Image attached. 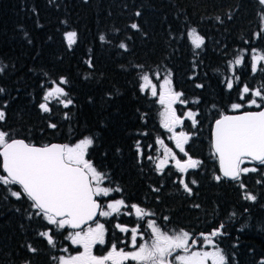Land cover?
<instances>
[{
	"label": "trees",
	"instance_id": "16d2710c",
	"mask_svg": "<svg viewBox=\"0 0 264 264\" xmlns=\"http://www.w3.org/2000/svg\"><path fill=\"white\" fill-rule=\"evenodd\" d=\"M262 17L264 5L258 0H0V68L4 69L0 110L5 112L0 129L36 145L73 144L92 136L95 142L88 159L108 175L105 186L122 189L110 199L150 210L155 213L150 218L162 230L183 229L193 239L223 224L225 235L214 241L229 264H260L264 260V166L251 164L262 171L242 177L246 191L256 195L255 202L243 198L245 191L238 182H217L214 176L220 172L213 155L212 128L222 114L236 112L233 103H245L239 99L243 84L253 89L264 84L260 70L264 61L255 74L251 71L252 55L264 53ZM192 29L205 39L199 50L190 43ZM70 31L77 33L71 48L66 40ZM120 43L128 50L119 48ZM241 55L243 65H229ZM233 71L240 83L229 91L225 81ZM169 72L174 89L189 101L176 105L180 116L188 110L199 113L195 127L187 119L183 124L191 137L185 150L201 161L187 174L177 172L174 164L163 173L156 170L163 151L156 140L167 147L173 142L161 126L163 106L140 90L142 74ZM61 77L68 81L62 85L68 97L62 99L73 103L65 108L53 100L51 112L45 113L39 108L45 89ZM255 109L246 106L240 111ZM50 123L57 127L50 128ZM137 141L143 158L138 157ZM149 155L153 160L147 159ZM179 156L186 158L180 152ZM0 175H6L2 167ZM181 178L192 188L191 195L179 183ZM10 187L19 190L17 185ZM124 213L105 220L106 247L115 238L122 245L117 223L131 227L138 223L134 210L131 216ZM49 228L53 226L34 214L27 198L17 200L0 185V264H57L65 249L71 248L66 237L72 230L53 229L56 246L51 247L39 235Z\"/></svg>",
	"mask_w": 264,
	"mask_h": 264
},
{
	"label": "snow or ice",
	"instance_id": "6c2138e0",
	"mask_svg": "<svg viewBox=\"0 0 264 264\" xmlns=\"http://www.w3.org/2000/svg\"><path fill=\"white\" fill-rule=\"evenodd\" d=\"M258 2L260 5H264V0H258ZM136 15L139 16L140 13L137 12ZM131 27L136 29L138 26L133 23ZM261 32H264V29H261ZM188 37L194 50L201 49L205 44V39L197 33L196 29H192L188 33ZM257 38H260V33H257ZM104 39L103 36L100 37L101 41ZM66 40L71 48L76 43L77 33L75 31L67 32ZM119 48L124 51L128 50L125 43H120ZM253 51L256 50L253 49ZM251 61V71L255 74L258 66L264 61V55H252ZM244 62L245 58L241 55L234 61H229V65L235 68V66L243 65ZM86 63L90 68L93 67L91 60ZM135 67L142 69L143 65ZM260 70L264 71V67H261ZM3 71L4 69L0 68V73ZM155 78L159 80L160 74L155 73ZM140 79L142 80L141 92L150 90L151 96L158 97L159 104L163 106V111L160 113L161 126L172 134L170 139L174 140L179 152L187 157L186 160L177 158L176 153L167 147L163 140L157 139L156 143L163 148L164 158L155 164L156 170L163 173L164 168L168 166L169 159L174 161V167L181 174H187L189 169H197L201 161L192 158L185 150V145L191 139L190 135L184 131L176 132V128L182 127L185 119L190 120L192 127H195L199 123L197 120L199 113L188 110L183 118L176 114V109L173 106L176 104L187 105L189 101L182 99L183 92L174 89L170 72L164 76L159 85V93L157 85L152 82L148 74H142ZM52 83L54 86L45 89L42 97L43 102L39 104V108L45 113L51 112L50 104L53 100L58 101L65 108L73 103L71 99H62L68 97V92L61 86L68 83L66 78L61 77L58 83ZM225 83L227 90L231 91L234 84L240 83V76L233 71L232 76L227 78ZM196 87L200 88L203 85L197 84ZM3 92L4 89L0 88V93ZM239 93V99L245 103H233L231 105L233 111L239 112L245 106L261 110L243 112L240 115L222 114L215 120L212 149L213 155L218 160L220 174L215 175L214 179L217 182L222 179L238 182L239 187L245 191L243 198L255 202L256 195L246 191V184L242 177L249 173L262 171L261 167L243 165L264 166V84L256 89L243 84L239 88ZM192 102L199 103V100ZM67 118L68 114L65 113V119ZM4 120L5 112L0 110V122ZM49 127L55 129L57 125L50 123ZM94 142V138L89 135L84 136L74 145L45 144L38 146L26 142L24 139H16L9 132L0 129V158H2L0 167L6 173V175H0V185H3L17 200L27 198L31 202L34 214L46 221L47 225L53 226V228L39 232V235L46 239L49 246H56L52 234L53 229H81L83 225L93 221L97 214L102 217H110L115 213H120L124 207L134 210L136 218L139 221H145L147 228L151 230V242L137 246L138 234L140 239H143V233H140L139 226L128 228L117 223L116 227L120 232L131 233V247L134 250H118L116 245L112 244L107 255L96 256L93 255V248L106 242L105 226L96 222L94 227L89 226L86 230L69 233L66 238L70 239L72 244L82 247L83 251L67 258L60 256L58 264H109V262L110 264H125L129 260L134 261L135 264H207L209 260H211V264H229L226 253L214 241L215 237L225 235L223 224L210 233L200 234L203 246L212 248V251H192V248L197 245V240L193 239L188 231L181 229L178 232L169 233L162 230L155 219L146 220L148 217L155 216V213L150 210L137 204L126 205L124 199L109 202L106 205L107 210H104L96 197H108L112 192H121L122 189L101 186L109 178L108 175L98 170L91 160L87 159L88 150L94 145ZM136 149L138 157L143 158L144 153L140 148L139 141L136 143ZM147 159L153 160V157L149 155ZM179 183L185 192L189 195L192 194V188L184 178H181ZM191 183L195 184L196 181L192 180ZM257 183H261V181L257 180ZM12 185L19 186V190H14L10 187ZM153 191H159V189H153ZM131 214L132 211L124 213V215ZM163 219L167 221L169 218L164 217ZM30 251L36 252L37 249L30 247ZM177 251H182L185 254L174 256ZM173 256L174 262L168 259ZM260 264H264V260H261Z\"/></svg>",
	"mask_w": 264,
	"mask_h": 264
},
{
	"label": "rangeland",
	"instance_id": "374dc122",
	"mask_svg": "<svg viewBox=\"0 0 264 264\" xmlns=\"http://www.w3.org/2000/svg\"><path fill=\"white\" fill-rule=\"evenodd\" d=\"M255 54H261V55H264V53H261V52H256ZM145 74V73H144ZM146 74H148L149 76H150V78L152 79V82L154 83V84H156L157 85V91H158V93H159V85L162 83V80H163V78H164V76H161L160 75V79L159 80H157L156 78H155V73L153 74H151V73H146ZM173 83V82H172ZM54 86V85H53ZM52 86V87H53ZM62 86V85H61ZM63 87V86H62ZM174 87V86H173ZM145 92H147V93H149L150 95H151V93H150V90H148V91H145ZM157 100H158V97H155ZM259 102V101H258ZM241 104H244V103H241ZM177 105V104H176ZM176 105H174L173 107L176 109V114L178 115V116H180V114H179V112H178V110H177V107H176ZM246 107V106H245ZM243 109V108H242ZM181 118H183L184 117V115H182V116H180ZM180 131H184V132H186L187 133V131L185 130V128H184V125L182 126V127H178V128H176V132H180ZM171 133H168V138L170 139V137H171ZM172 142H173V145L172 146H169V148H171L172 149V151L174 152V153H176V155H177V158H180V156H179V149H177L176 148V146H175V142H174V140H172V139H170ZM79 141V140H78ZM78 141H76L75 143H77ZM75 143H73V144H69V145H74ZM89 151V150H88ZM164 158V151H162V153L160 154V156L158 157V159H157V163L159 162V160L160 159H163ZM187 158V157H186ZM185 158V159H186ZM87 159H88V157H87ZM174 164V161H172V160H170L169 159V161H168V166L169 165H173ZM243 166H247V164H245V165H243ZM247 167H252V165L250 164H248V166ZM166 168V167H165ZM164 168V169H165ZM102 187L103 186H105L104 185V183L101 185ZM114 195V192H112L108 197H104V196H102V197H104V199H106L105 200V204L107 205L109 202H113L114 200H116V199H110L111 198V196H113ZM106 205H105V207H104V210H107L106 209ZM127 208L128 207H124V208H122L121 209V212L120 213H115V214H113L112 216H110V217H102V216H100V218L96 221V222H99V223H102V224H104V226H105V229H106V236H105V240H106V242H107V238H108V230H107V225H106V222H105V220H108V219H110L111 217H113V216H115V215H121V214H123L124 212H126L127 211ZM133 211V210H132ZM132 215V214H131ZM131 215H129V216H131ZM147 219H151L150 217H148V218H146V220ZM95 222V223H96ZM95 223L94 224H92V225H90V226H95ZM137 226H139V229H140V233H143V239H140V236H139V234H138V238H137V246H139L140 244H142V243H145V242H148V243H150L151 242V239H152V236H151V230L150 229H148L147 228V224H146V222L145 221H139L138 220V223L134 226V227H137ZM89 227V226H88ZM88 227H86L84 230H86ZM131 228H133V227H131ZM79 231H82V230H79ZM75 231H71L70 233H74ZM118 232H120V230L118 229ZM175 232V231H174ZM176 232H178V231H176ZM128 233L130 234V240H128ZM128 233H122V232H120V234H121V236H123L124 237V239L122 240V244L123 245H121V246H118L115 242H112L111 241V244L109 245V247H106L107 246V243L105 242V244H103V245H96L94 248H93V255H96V256H103V255H107L108 254V252L111 250V246H112V244L113 243H115V245H116V247H117V249L119 250V249H124L125 251H133L134 249L131 247V233L130 232H128ZM117 235H115V237H116ZM197 245L195 246V247H193L192 248V251H212L213 249L212 248H210V247H205V246H203V244H202V239H201V237H198L197 239ZM69 242H70V245H71V248L70 249H67V251H65V253H62L60 256H64L65 258H67V257H70V256H75V255H78V254H80L82 251H83V249H82V247H80V246H78V245H74V244H72V242H71V240L69 239ZM190 244H191V242H189ZM185 253H183L182 251H177L175 254H174V256L175 255H184ZM174 256L173 257H169L168 259L170 260V261H173L174 262ZM57 264H58V261H57ZM109 264H110V262H109ZM125 264H135V262L134 261H126L125 262ZM207 264H211V260H209L208 262H207Z\"/></svg>",
	"mask_w": 264,
	"mask_h": 264
},
{
	"label": "water",
	"instance_id": "95a60500",
	"mask_svg": "<svg viewBox=\"0 0 264 264\" xmlns=\"http://www.w3.org/2000/svg\"><path fill=\"white\" fill-rule=\"evenodd\" d=\"M260 110H261V109L245 110V111H239V112L226 113V114H223V115H240V114H242L243 112H248V111H260ZM214 123H215V122H214ZM213 131H214V124H213V128H212V141H213ZM16 139H20V138H16ZM26 142H27V141H26ZM50 144H62V143L54 142V143H50ZM38 146H41V145H38ZM99 216H100V215L97 214V216L94 218L93 221H90L88 224L83 225L82 228H84L85 226H87V225H89V224L95 222V221L98 219ZM82 228H81V229H82ZM74 230H80V229H74Z\"/></svg>",
	"mask_w": 264,
	"mask_h": 264
},
{
	"label": "flooded vegetation",
	"instance_id": "af4514ba",
	"mask_svg": "<svg viewBox=\"0 0 264 264\" xmlns=\"http://www.w3.org/2000/svg\"><path fill=\"white\" fill-rule=\"evenodd\" d=\"M181 159V158H180ZM96 199H97V201L101 204V206H102V208H104L105 207V200L106 199H104V197H102V196H99V197H96ZM100 218V216L98 217V219ZM96 222V221H95ZM95 222H93V223H91V224H89V225H87V226H85L84 228H82V229H80V230H84L86 227H88V226H90V225H92V224H94ZM126 227H128V228H131V226H129V225H126ZM71 229V228H70ZM72 231H79V230H74V229H71ZM128 240H130V234L128 233ZM124 239V238H123ZM123 239H121L120 240V242H121V244H122V240ZM112 242H116V238H115V241L113 240ZM113 244H115V243H113ZM123 245V244H122ZM121 246V245H120Z\"/></svg>",
	"mask_w": 264,
	"mask_h": 264
}]
</instances>
